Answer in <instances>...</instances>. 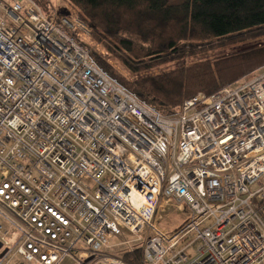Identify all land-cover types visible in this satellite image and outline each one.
<instances>
[{
	"label": "built area",
	"instance_id": "obj_1",
	"mask_svg": "<svg viewBox=\"0 0 264 264\" xmlns=\"http://www.w3.org/2000/svg\"><path fill=\"white\" fill-rule=\"evenodd\" d=\"M59 14L0 0V264H263L264 66L163 115Z\"/></svg>",
	"mask_w": 264,
	"mask_h": 264
},
{
	"label": "trees",
	"instance_id": "obj_2",
	"mask_svg": "<svg viewBox=\"0 0 264 264\" xmlns=\"http://www.w3.org/2000/svg\"><path fill=\"white\" fill-rule=\"evenodd\" d=\"M35 1L45 11L54 8L51 0ZM66 2L77 8V12L67 15L77 16L91 30L93 40L133 75L190 54L233 46L264 35V0ZM75 38L89 49L93 60L106 74L163 115L177 112L187 98L198 93L208 95L249 77L253 70L264 66V44H256L214 60L192 62L130 81L96 49ZM260 204L264 205V198ZM139 255L137 250L136 259ZM124 257L133 264L137 262L129 254Z\"/></svg>",
	"mask_w": 264,
	"mask_h": 264
},
{
	"label": "rangeland",
	"instance_id": "obj_3",
	"mask_svg": "<svg viewBox=\"0 0 264 264\" xmlns=\"http://www.w3.org/2000/svg\"><path fill=\"white\" fill-rule=\"evenodd\" d=\"M40 1L42 3L50 2V0H40ZM51 2L54 4V6H56L57 10L59 9V11H62V13H64V14L75 13V11L77 12V10H76L77 8H74L73 5L67 3L66 0H51ZM85 28L88 31L87 35L82 34L77 29H75L73 31V34L75 35V37H79V39L82 40L83 42H85L86 44H88L90 48L96 49L99 54H101L107 61L112 63V65L116 68V70L118 72H120L127 80H130V81L136 79V77L140 76V75L151 74V73L159 72L162 70L175 68V67H178V66H181L184 64H189L192 62H199V61H204V60H214V59H217L221 56L231 54L232 52H235L237 50H242V49L247 48V47L252 46V45L264 44V35H263V36H260L257 38H253V39L251 38L249 40L246 39L245 41L240 42L238 44H234L233 46L211 48V49H207V50L200 52V53H197V54H190V55H187L183 58L173 60V61H170L168 63H164V64L159 65L157 67H153L151 69L143 70L138 75H133L126 68L119 65L113 58H111L106 53V51L103 49L101 44L96 43L93 40L91 30L86 25H85ZM171 212L173 214H175L176 210H173ZM165 214H167V213L163 214V212H162V217H164L163 215H165ZM183 219H185V215H182L180 217L177 216L175 224L178 225V224L182 223ZM16 234L17 233L14 229L10 230V234L7 237L10 243H12L13 239L16 237ZM187 240H188V238H184V237L179 239V242L175 246L174 251L181 248ZM193 253L194 252H193V249L191 247L186 249V254L188 255V257H191L193 255ZM18 261H19V257L14 256L11 264H16ZM70 263H71V261L69 259H65L62 264H70ZM263 264H264V261H263Z\"/></svg>",
	"mask_w": 264,
	"mask_h": 264
},
{
	"label": "crops",
	"instance_id": "obj_4",
	"mask_svg": "<svg viewBox=\"0 0 264 264\" xmlns=\"http://www.w3.org/2000/svg\"><path fill=\"white\" fill-rule=\"evenodd\" d=\"M169 203H171L173 206L172 207H170V209L168 210L175 218L178 216V217H180V216H182V215H180V214H178L177 213V208L175 207V204L176 203H174V202H169ZM173 210H176V213L175 214H173L171 211H173Z\"/></svg>",
	"mask_w": 264,
	"mask_h": 264
}]
</instances>
